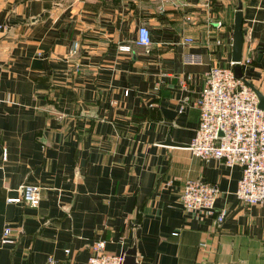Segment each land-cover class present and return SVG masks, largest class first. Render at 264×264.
Here are the masks:
<instances>
[{"label":"crops","instance_id":"1","mask_svg":"<svg viewBox=\"0 0 264 264\" xmlns=\"http://www.w3.org/2000/svg\"><path fill=\"white\" fill-rule=\"evenodd\" d=\"M239 3L242 78L264 94V0H0V264H87L96 241L134 246L138 264H264V202L236 198L239 166L187 147ZM187 180L218 186L220 226L182 209ZM24 184L41 188L37 208L6 202Z\"/></svg>","mask_w":264,"mask_h":264},{"label":"built area","instance_id":"2","mask_svg":"<svg viewBox=\"0 0 264 264\" xmlns=\"http://www.w3.org/2000/svg\"><path fill=\"white\" fill-rule=\"evenodd\" d=\"M191 21L190 15L185 16ZM1 29V26H0ZM191 44L192 39L183 40ZM152 44L151 32L141 25L137 29L135 45L148 49ZM217 45L221 42L217 41ZM129 51L127 46L119 47ZM77 50L74 44L72 53ZM201 56L187 53L184 62L200 64ZM243 62L230 63L227 66L215 65L205 73L203 87L193 102L198 110V125L188 146L190 154L203 162L219 161L232 168L239 166L242 170L235 192L236 198L247 206L264 202V109L258 107L259 100L254 91L243 78H237L234 66L241 67ZM128 91H125L127 95ZM9 102V101H8ZM184 110V106L180 111ZM6 152H3V158ZM220 194L215 184L199 180L185 181L181 191L182 209L189 213L212 216L215 224L220 226L226 213L215 211V201ZM41 201V188L38 185L24 184L20 196L7 199V203H25L37 208ZM15 239L12 230L5 227L2 231L1 244L13 245ZM123 255L105 252V242L96 241L87 264H122ZM48 264L54 261L48 259Z\"/></svg>","mask_w":264,"mask_h":264},{"label":"water","instance_id":"3","mask_svg":"<svg viewBox=\"0 0 264 264\" xmlns=\"http://www.w3.org/2000/svg\"><path fill=\"white\" fill-rule=\"evenodd\" d=\"M242 22H243L242 4L239 3L235 10L234 20H233V41H232V55H231V62L233 63H239L242 56L243 35H244V31L242 29ZM234 73L237 78H242V71L238 65L234 66ZM247 84L254 91V93L256 94L259 100L258 107L260 109H264V94H262L258 89L253 87L251 84L249 83ZM165 145H170L175 147L186 146L178 143H173L169 140V138L166 139ZM122 264H138L136 257V250L134 246L128 249L123 255Z\"/></svg>","mask_w":264,"mask_h":264}]
</instances>
